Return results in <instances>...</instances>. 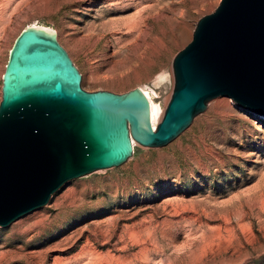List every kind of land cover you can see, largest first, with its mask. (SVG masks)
<instances>
[{
	"label": "rangeland",
	"instance_id": "rangeland-1",
	"mask_svg": "<svg viewBox=\"0 0 264 264\" xmlns=\"http://www.w3.org/2000/svg\"><path fill=\"white\" fill-rule=\"evenodd\" d=\"M218 1L0 0V75L16 35L39 25L56 31L84 89L143 87L165 108L172 60ZM256 117L220 96L167 144L134 142L121 165L67 181L0 226V264H264Z\"/></svg>",
	"mask_w": 264,
	"mask_h": 264
},
{
	"label": "water",
	"instance_id": "water-1",
	"mask_svg": "<svg viewBox=\"0 0 264 264\" xmlns=\"http://www.w3.org/2000/svg\"><path fill=\"white\" fill-rule=\"evenodd\" d=\"M174 84L155 128L140 87H82L53 29L29 25L1 78L0 226L47 204L64 183L117 167L133 141L161 147L225 96L264 115V0H219L172 60Z\"/></svg>",
	"mask_w": 264,
	"mask_h": 264
},
{
	"label": "bare ground",
	"instance_id": "bare-ground-1",
	"mask_svg": "<svg viewBox=\"0 0 264 264\" xmlns=\"http://www.w3.org/2000/svg\"><path fill=\"white\" fill-rule=\"evenodd\" d=\"M33 26H35V27H42V26H39V25H33ZM43 28H46V27H43ZM14 39H13V41H14ZM13 41H12V44H13ZM12 44L8 48L7 57H8V52H9ZM7 57H6V61H7ZM6 61H5L4 65H3V71H4V67H5ZM3 71H2V73L0 75L1 78H2ZM160 77H158V79ZM164 78H165V76L162 77L161 80H163ZM140 88L144 92V94L146 95V97L148 98V101H149V104H150V120H151V124H152L153 128H155L156 125L158 124V122L160 121L161 117H162V114H163V111H164L163 110L164 107L154 101L152 94L146 88H143V87H140ZM0 89H1V87H0ZM236 105H237V108H239L241 110H246V108L238 105L237 103H236ZM254 113H255V116H257L255 118V120H257V122H259V123H264V115L259 114V113H256V112H254ZM134 142L135 141H133V148H134V145H135Z\"/></svg>",
	"mask_w": 264,
	"mask_h": 264
}]
</instances>
